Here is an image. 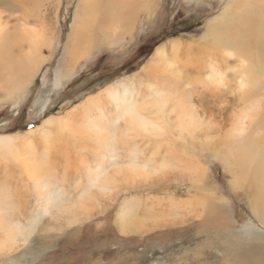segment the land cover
<instances>
[{
    "label": "rangeland",
    "instance_id": "rangeland-1",
    "mask_svg": "<svg viewBox=\"0 0 264 264\" xmlns=\"http://www.w3.org/2000/svg\"><path fill=\"white\" fill-rule=\"evenodd\" d=\"M78 1L29 0L31 3L27 6L20 3L16 8L11 4L7 5L4 0L0 2L2 13L5 10L11 14L15 10H30L26 16L25 22L28 25L25 28L37 31L45 26L47 37H51V42L41 45L40 56L43 62L37 67L34 77L23 93L11 95L13 104L6 99H0V135L17 137L27 135L31 130L34 132L32 136L30 135L29 142L20 140L24 142L15 152L22 153L24 157H21L17 165L11 162L8 166V169L13 172L8 184H5L7 176L0 174L1 193L8 195L0 199V207L5 209L9 219L4 224L0 222L1 226H8L6 232L0 233V264H223V255L214 251L210 243L205 241V232L207 233L211 228L209 229L202 219H191L184 224L181 223L182 214H185L187 208H196L194 202L197 197L211 198L210 200H213L215 204L226 208L227 231L230 229V234H238L240 238H243L248 229L261 234L264 232V227L257 221L249 207L250 199L244 192L245 187L241 186L244 190L238 189L225 163L213 159L212 155L205 150L208 143L192 140L184 133L180 139H176L178 128L172 124L152 127L153 132L158 134L157 137L133 136L134 154L126 153L132 158H126V154H121L119 149L122 144L113 147L112 153L115 157L113 161L118 172L108 165L110 160H103L104 166L101 169L109 178L103 184L105 190L99 191L96 185L91 186L92 184L87 182L88 178L95 177L94 166L99 160L95 155L97 152L95 144L89 141L79 142V140H76V144L73 138L79 137L77 130L80 127L78 123L64 121V119L70 110L80 106L91 96L102 94L105 88L121 80L124 82L133 77V74L139 75L142 68L156 58L159 52L164 57L175 42L185 46L192 44L191 46L198 49L197 51L200 48L204 49L206 21L208 19L219 21L223 9L228 5H234V2L238 0H156L155 6H153L154 2L149 0L148 8L141 9L143 12L135 19L136 22L133 23L131 31H123L122 36L105 40L108 44L97 47V52L95 51L90 59L75 64L71 80L56 86L54 71L70 35ZM104 11L106 10L92 11L89 19L93 25L101 21L100 16ZM128 11L121 15L129 17L131 13ZM21 14L19 12V15ZM129 18H132V15ZM232 53L223 54L230 55L231 60L236 63L240 60L245 61L242 66L251 69L250 61L245 59L246 57L244 58L235 50ZM195 56L196 54L191 53V56L179 55L177 59H174L173 67L180 70L182 86L185 90L192 87L190 91L193 97L190 98L191 104L188 103V109L178 108L177 113L181 115L183 121L200 117L205 124L211 120L210 123L221 130L227 131L230 127L233 130L239 128L240 118L249 109L247 105L242 106L236 99L240 98L242 92L251 91L252 87L249 83L251 80L248 78V82L242 88L238 83L236 85L231 82L228 79L231 76L227 78L225 75L226 72L234 74L237 68L234 65L218 71V74L214 76H211L213 74L205 76L202 80H208L207 82L213 88H209L206 92L224 93L228 107H221L217 103L199 107L198 99L195 100L193 94L197 88L193 82L195 77L191 74L192 63L195 61V64L197 61ZM253 57L255 59L256 55L254 54ZM263 78V75H257L258 80ZM148 83L145 81L143 87L140 84L135 88L136 94L140 97L136 109L142 106L141 93L143 91L147 93L145 90L151 89L153 82ZM154 96L152 102L164 105H160L158 109L162 113L165 111L168 113L171 110L170 104L176 102L172 100L175 95L167 92L158 91ZM261 108L264 107L260 104V111H262ZM192 109L193 111H190ZM50 117L54 121L47 125L44 121ZM243 125L248 126L245 122ZM97 136L100 135L93 136V139L99 138ZM114 138L126 141L123 132L115 135ZM45 139L46 143H44ZM218 142L219 140L215 139L213 146L218 145ZM198 143L199 148L196 147ZM169 150H173V154ZM181 152L183 155L186 152L192 157L183 160ZM176 155L179 158L178 161L175 160ZM29 156L32 160H37L36 163L40 161L41 167L38 171L49 178L48 187L54 191L61 203L63 205L72 203L75 210L71 209L68 211L69 214L63 211L44 210L39 191L31 185L24 172L30 162ZM41 160L45 161L42 163ZM6 163L0 160L1 167ZM14 172L18 175L16 176ZM19 180L22 183L17 182ZM126 181L128 186L132 181L136 183L154 181L153 183L160 185V191L153 186L151 190L157 194L147 195V192L141 193L135 189H127L130 193L126 194L127 190L122 191L127 185ZM185 190L188 192L186 193ZM116 193L120 194L121 202L125 204L123 203L121 207L111 204L110 207L113 209L102 213L105 216L108 215L107 220H103L101 212L112 203L111 200ZM199 194L203 195L198 196ZM193 197L194 201L191 203ZM124 207H128L129 212L126 211L124 215H120ZM138 208L153 209L158 214L151 218L140 219L137 231L134 229L128 231L129 226L120 230L119 225L123 220L127 222L130 218H136ZM47 209L49 210V207ZM196 209L198 213L202 211L200 207ZM14 223L16 230L11 228ZM166 223L169 225L164 226ZM152 225L157 227L149 230ZM20 228H24L22 232L30 233L21 238ZM9 230L13 232L10 236H8ZM214 230L217 231L214 233ZM221 231L222 229L213 228L212 234L216 235ZM227 233L229 232H225V235Z\"/></svg>",
    "mask_w": 264,
    "mask_h": 264
},
{
    "label": "bare ground",
    "instance_id": "bare-ground-1",
    "mask_svg": "<svg viewBox=\"0 0 264 264\" xmlns=\"http://www.w3.org/2000/svg\"><path fill=\"white\" fill-rule=\"evenodd\" d=\"M1 1L2 0H0V2ZM151 1L152 3L154 2L153 6H155L156 0ZM4 2H6L7 5L11 4L15 6V8L20 3L26 6L31 3H29V0H4ZM78 2L70 35L64 46L56 70L54 71L56 86L62 85L64 81H69L74 75L75 64L79 61L90 59L95 51L97 52V47L106 46L108 44L105 40L122 36L123 31H131L133 23L136 22L135 19L143 12L141 9L144 7L148 8L147 5L149 0H79ZM91 10L107 11H104L103 14L101 12V21L99 23L97 22V25H93L89 19V15L92 13ZM115 10L118 11L116 12ZM119 10L125 11L121 12ZM128 10L133 11L130 12ZM5 11L4 13L0 12V99H6L13 104L14 100L11 95H21L28 86L35 75L37 67L43 62L40 56L41 45L51 42V37H47V28H45V26H42V28L40 27L41 29H37V31L36 29L25 28V26L28 25V23L25 22L27 20L26 16L28 11L30 13V10H17L18 15L15 13L16 10L12 14L8 12V10L6 11L7 13H5ZM126 11L131 13L129 17L132 15V18L127 17L128 15H121V13L124 14ZM19 12L22 14L19 15ZM128 12L127 14H129ZM220 14L222 15L219 21H216V19H208L205 23L206 31L204 30V38H209V40L203 38L205 41H203L205 44V47L203 46L204 49L200 48V50L197 51L198 49H194V47L191 46L192 44L185 46L179 42L173 43L171 45L172 48L169 51L167 50L164 57L162 53L159 52L156 58H153L142 68L139 73V78L137 77L138 75L134 76L133 74V77H131L133 80L132 83L125 85L122 81H119L115 85V88L110 86L105 88V90H103L104 92H101L102 94L91 96L81 104L79 103L80 106H76L73 110H70L71 112L69 111V113L65 115L66 118L64 121L76 122L80 127V129L77 130V133L79 131V137L76 136V138H73L74 135L72 134V138L75 139L73 140L74 142L79 140V142L89 141L95 144L94 147L95 150H97L95 155L99 160H97L98 162L94 166V172L96 173L95 177L88 178L87 182L88 184H92L91 186L96 185L99 191L105 190L103 184L109 178L101 169L104 166L103 160H110L108 165L114 168L115 172H118L113 161V159H115L112 153L113 147L122 144L119 149L122 152L121 154H134L133 136L157 137L158 134L153 132L152 127L172 124L174 127L178 128V134L176 135L178 137L176 139H180L181 135H183L182 133H184L188 138H192V140H202L208 143L205 150L212 155L213 159L225 163L224 165L229 169V173L234 179V181H232L238 186V189L241 188V186L245 187V190L243 188L241 189L244 190L247 197L250 199L249 207L254 216H256L257 221L264 227V108H261L262 111H260V104L264 107V78L262 80L257 79L258 74L264 76V0H238L235 1L232 6L228 5ZM41 22L43 23V21ZM234 50L250 61L249 65L251 69L242 66L245 61L240 60L236 63L234 60H231L232 58L230 55L224 56L223 54L229 52L234 53ZM191 53L196 54L195 60H197L195 64V61L192 63L191 74L195 77L193 78V82L196 84L197 88L193 91V94L195 100L198 99L199 104H197L199 107L209 103H217L224 108L228 107L226 95L224 93L214 94L213 92H206L209 88H212V86L207 82L208 80H202L205 76L209 74H213L211 76H214V74H218V71L227 69L230 65H234L237 67L235 68L234 74L226 72L225 75L227 78L231 76L228 78L231 82H234L236 85L238 83L239 87L242 88L244 87L243 85L248 82V78L251 80L249 82L251 84L250 87H252L251 91L247 93L242 92L240 98L236 99L239 103L241 102L242 106L247 105L249 109L243 114L244 116L240 118L239 128L233 130V128L230 127L227 131L221 130L219 127H216L215 124L210 123L211 120L205 124L203 118L200 117H196L195 120L190 118L183 121L181 115L177 113L178 108L187 110L188 103L191 104L190 98L193 97L192 91H190L192 87L189 90H185L182 86L179 74L180 70L176 69L175 66L173 67L174 59H177L179 55L191 56ZM254 54L256 55L255 59H253ZM191 60L189 59V61ZM183 68L185 69V67ZM189 68H191V66ZM145 81H148V84L153 82V84L151 89L145 90L147 93L144 91L141 93L143 99L142 106L140 105L136 109L140 97L136 94L135 88L140 84L143 87V82ZM158 91L175 95L172 100L176 102L170 104L171 110H169L168 113L166 111V113H162L158 110L160 109V105L164 106L163 104L152 102L155 93ZM221 104L226 105L222 106ZM190 111H193V109ZM183 115L184 112L182 113V116ZM194 115L197 116L198 114ZM53 121L52 117H50L47 118L44 123L48 125L52 124ZM244 122L248 124L247 127L243 125ZM42 131H44V129H42ZM121 132L125 135L126 141L124 139L114 138L115 135ZM197 132L199 133L196 134ZM33 133L34 132L31 130L29 134L24 136L18 135L15 137L7 134L0 135V160L7 162L3 167L0 166V174L7 176L5 184H8L11 180V174H13V172L8 169V166L11 165V162L17 165L18 162L21 161V157H24L22 153L15 152V150L20 148V144L24 142L20 140L23 139L29 142V137L30 135L32 136ZM95 135L100 136H97L99 138L93 139ZM215 139L216 141L218 139L219 142L218 145L213 146L215 144L213 143ZM46 141L45 139V142H43L46 143ZM198 145L199 143L196 147L199 148ZM169 151L173 154V150ZM129 154H126V158L131 157ZM181 155L183 160L192 157L188 156L186 152L184 155L181 152ZM174 157L176 158L175 160L179 159L177 155ZM29 158L28 161L30 160V162H28L24 172L30 180L31 185L39 191V197L43 201L44 210L56 212L63 211L65 214H69L68 211L75 208L73 204L70 203L72 204L70 206V204L63 205V203H61L54 191L48 187L50 185L49 178L46 177L44 173H40L41 171H38L41 167L40 161L36 163L37 160H32L30 156ZM189 165L190 164H188V166ZM14 174L16 176L18 175L17 173ZM20 180L17 182L22 183ZM153 182L154 181H150L149 183H136L132 181L130 186H128V181H126L127 185L124 186L122 191L135 189L138 190L137 192H147V195L157 194L151 190V188L154 186V189L160 191V185ZM116 186L115 184V189ZM196 189H198V187ZM119 190L120 189H118V191ZM185 192L187 193L188 191L185 190ZM129 193L130 191L127 190L126 194ZM119 195V193L114 194L111 200L112 203L108 204L107 208H104L101 212L103 220H107L108 215L105 216L102 213L113 209V207H110L111 204H117L120 207L125 204L121 202ZM202 195L203 194H199L198 196ZM7 196L8 195H4L3 192L1 193L0 190V199ZM194 197L191 203L194 201ZM210 199L211 198H205L203 196L202 198L197 197L194 202V204L196 203L195 207H200L202 211L198 213L197 209L193 207H189L187 210L185 209L186 211L185 214H182L181 223L184 224L191 219H202L204 224L208 225L209 229L211 228L207 233L205 232V241H207L208 244L210 243L214 251L223 255V264H264V232L259 234L258 232H252L251 229H248L246 236H243V238H240L238 234H230V229L227 231L226 208L224 209L218 206L217 203L215 204V202ZM90 200H92V198ZM169 202H171V200H169ZM80 205L82 206V204ZM48 207L49 210L47 209ZM127 208L128 207H124L120 215H124L126 211L129 212ZM137 211V215H134L136 218H130L127 222L123 220L122 224L119 225L120 230H124L129 226L127 228L128 231H132L133 229L137 231L140 219L151 218L158 214L155 210L149 208H138ZM7 215L5 209L0 207V222H2V224L9 221ZM133 220L135 221L131 224L130 222ZM166 225H169V223H166L164 226ZM155 227L157 226L152 225L149 230H153ZM11 228L16 230V224H12ZM213 228L222 229V231L214 235L212 234ZM7 229L8 226L0 225V233L6 232ZM22 229L24 228H20L19 230V236H21V238L24 236L26 237L27 234L30 233H27L28 231L24 233ZM215 231L217 230L213 232L215 233ZM225 232L229 233L225 235ZM12 233V230H9L8 236Z\"/></svg>",
    "mask_w": 264,
    "mask_h": 264
},
{
    "label": "crops",
    "instance_id": "crops-1",
    "mask_svg": "<svg viewBox=\"0 0 264 264\" xmlns=\"http://www.w3.org/2000/svg\"><path fill=\"white\" fill-rule=\"evenodd\" d=\"M138 78L140 77V74L137 76ZM124 80V79H123ZM122 81V80H121ZM132 78H129V79H126V81H124L123 83L125 84V85H127V84H129V83H132ZM119 82V81H118ZM115 85L116 84H114L113 85V87L115 88ZM21 172V171H20ZM15 173V172H14Z\"/></svg>",
    "mask_w": 264,
    "mask_h": 264
}]
</instances>
